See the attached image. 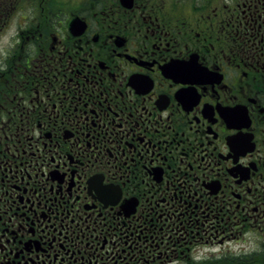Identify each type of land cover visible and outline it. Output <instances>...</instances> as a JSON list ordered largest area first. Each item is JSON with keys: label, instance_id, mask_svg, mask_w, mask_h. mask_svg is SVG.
Returning <instances> with one entry per match:
<instances>
[{"label": "flooded vegetation", "instance_id": "af4514ba", "mask_svg": "<svg viewBox=\"0 0 264 264\" xmlns=\"http://www.w3.org/2000/svg\"><path fill=\"white\" fill-rule=\"evenodd\" d=\"M264 264V0H0V264Z\"/></svg>", "mask_w": 264, "mask_h": 264}, {"label": "rangeland", "instance_id": "374dc122", "mask_svg": "<svg viewBox=\"0 0 264 264\" xmlns=\"http://www.w3.org/2000/svg\"><path fill=\"white\" fill-rule=\"evenodd\" d=\"M71 0H69V2H70ZM201 264H204V263H201ZM205 264H209V262H207V263H205Z\"/></svg>", "mask_w": 264, "mask_h": 264}]
</instances>
